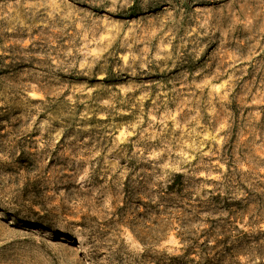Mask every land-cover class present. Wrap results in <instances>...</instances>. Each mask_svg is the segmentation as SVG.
<instances>
[{"label": "rangeland", "instance_id": "obj_1", "mask_svg": "<svg viewBox=\"0 0 264 264\" xmlns=\"http://www.w3.org/2000/svg\"><path fill=\"white\" fill-rule=\"evenodd\" d=\"M0 264H264V0H0Z\"/></svg>", "mask_w": 264, "mask_h": 264}, {"label": "trees", "instance_id": "obj_2", "mask_svg": "<svg viewBox=\"0 0 264 264\" xmlns=\"http://www.w3.org/2000/svg\"><path fill=\"white\" fill-rule=\"evenodd\" d=\"M179 177H177V179H178Z\"/></svg>", "mask_w": 264, "mask_h": 264}]
</instances>
